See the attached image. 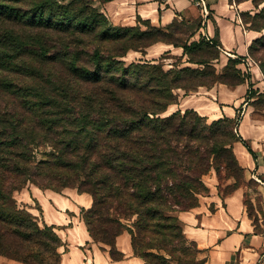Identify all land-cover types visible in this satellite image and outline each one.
I'll return each mask as SVG.
<instances>
[{
    "label": "trees",
    "instance_id": "obj_1",
    "mask_svg": "<svg viewBox=\"0 0 264 264\" xmlns=\"http://www.w3.org/2000/svg\"><path fill=\"white\" fill-rule=\"evenodd\" d=\"M141 23L144 29L113 25L92 0H0L1 256L59 264L60 238L14 198L29 184L89 194L81 217L112 259L122 257L115 241L125 230L146 264H174L168 249L190 245L199 253L176 214L208 192L202 176L213 159L232 157L230 119L208 124L192 110L163 114L177 103L175 89L207 84L197 78L218 50L204 39L171 40L184 23L174 20L166 30ZM258 41L249 45L250 56ZM157 43L182 48L189 63L204 68L164 70L158 61L122 59ZM212 48L210 56L194 57ZM237 63L228 59L219 74L225 79L214 75L209 86L242 83ZM42 146L50 151L38 159L34 152Z\"/></svg>",
    "mask_w": 264,
    "mask_h": 264
},
{
    "label": "crops",
    "instance_id": "obj_2",
    "mask_svg": "<svg viewBox=\"0 0 264 264\" xmlns=\"http://www.w3.org/2000/svg\"><path fill=\"white\" fill-rule=\"evenodd\" d=\"M107 19L116 26L140 25L143 21L151 26L166 30L175 20L191 28L186 40L205 41L215 44L218 58L213 62L222 71L228 59H237L236 68L244 81L238 85L214 83L198 97L199 91L186 95L181 105L193 107L203 116H233L236 108L243 103L248 80H259L260 67L249 55V45L258 32L249 29L241 19L245 4L237 0H206L208 14L203 17L198 8L189 0H92ZM161 47L156 50V47ZM153 51L167 52L170 44H154ZM180 48V47H179ZM182 50V48H180ZM154 62L155 60H150ZM249 76V77H248ZM258 83V82H257ZM210 96L214 99L210 100ZM205 99V100H203ZM247 118V117H246ZM243 118L240 133L251 143L252 149L264 155V144L258 145L263 128L258 123H250ZM249 123V124H248ZM240 144V143H238ZM241 158L247 159L244 146L237 145ZM244 151V152H243ZM249 154V153H248ZM253 167L256 180L262 189V212L264 215V158L255 161L247 159ZM208 192L200 195L198 205L186 211L177 212L183 235L195 244L204 264H264V223L254 220L243 203L242 192L219 195L214 183H206ZM28 195V196H27ZM20 201L36 217L39 224L51 226L62 245L59 264H146L135 255L131 246V236L123 231L116 237V249L122 253L120 259H112L107 248L93 241L81 217V209L91 205L87 193L73 189L56 192L39 187L31 188ZM257 212V211H256ZM0 264H22L0 255Z\"/></svg>",
    "mask_w": 264,
    "mask_h": 264
},
{
    "label": "rangeland",
    "instance_id": "obj_3",
    "mask_svg": "<svg viewBox=\"0 0 264 264\" xmlns=\"http://www.w3.org/2000/svg\"><path fill=\"white\" fill-rule=\"evenodd\" d=\"M69 1V0H66ZM87 1V0H86ZM89 1V0H88ZM238 2H242L245 4L244 11L242 14V19L247 23L248 27L253 28L254 31L258 32L257 39L259 40L256 42L253 46L251 56L252 59L260 65V71H259V80L250 82L248 80L247 85V92L244 95L243 103L236 108V112L233 116H229L226 114L218 115V116H203L201 113L193 109V107L181 105L183 103L184 98L186 95H192L194 92L199 91L198 97L206 95L203 93L208 87H211V81L215 76H219V79H225V75H219L220 71H218V67L215 65V63H210L206 65L204 68L202 65L189 63L187 61V56L183 53V51L179 47H174L170 49L169 53H159L160 51H153L151 47L153 45L140 50H129L125 57L122 59L125 61V63L135 62L138 60H152L160 62L163 64L164 70L173 69V66L175 68H183V67H191V68H204L203 76H199L197 78V81H204L207 83L204 86H198L195 88L194 91H187L185 92L184 89L178 88L174 90V94L177 97V103L172 104L168 106V108L165 110L163 116H167L171 114L172 112H180L181 114L185 112V110H192L195 111L199 116L203 117L206 122L209 124L213 121L219 120L221 118H229L230 119V125L231 130L233 132V140L230 144V150L232 157L224 156L223 158H216L213 159V162L211 164L210 169L206 174L202 176V180L204 184L207 186L206 183H214V187L216 188L219 195H227L231 194L234 191L238 190L242 192L243 195V203L245 205V208L248 212V214L254 218L256 221L257 219H260L258 216V213H260L262 222L264 223V215L262 212V189L259 187V182L256 180V175L254 174L253 167H249V163L247 162V159L250 160L253 159H259V157L264 158V155L258 154L257 149L256 151L252 149L251 143L247 140V138H244L240 133V127L242 125L243 118H246L247 121L249 120L250 123H258L263 128V135L262 138H258V145L260 146V143L264 144V0H257V4L254 3L252 0H237ZM189 27H186L184 25H180L176 31V34H174V37H170L171 40H175L178 43L182 42L185 43V41L189 37L190 33ZM155 38L153 35L151 39ZM162 44V43H157ZM156 44V45H157ZM161 48L156 47V50H162ZM215 49V48H214ZM214 49L210 50H200L195 54L194 57L198 58H206L208 55L210 56ZM144 52V54H143ZM262 65V66H261ZM246 77V75H244ZM249 77V76H248ZM227 78V77H226ZM186 81H189V78L186 76L184 78ZM229 79V78H228ZM258 82V83H257ZM214 83H217L214 82ZM188 88L194 87L192 83H189L188 85H185ZM210 100H213L212 96H210ZM205 100V99H203ZM249 124V123H248ZM240 143L242 146L245 147L246 151L249 153H246L247 159L244 160V158H241L238 150L237 145ZM50 151L49 146H42L35 150V156L40 159L42 157V152H48ZM37 187L32 184L27 185L23 189L14 192V198L16 200V203L18 206H24L23 202L20 201L21 196L23 194H29L31 188ZM41 189V188H40ZM66 189H73L77 191L75 188H66ZM44 190V189H43ZM50 190V189H47ZM78 192V191H77ZM28 196V195H27ZM200 196V195H199ZM199 198V197H198ZM26 208V207H25ZM257 211V212H256ZM173 263L176 264V260L182 259V260H193V259H201L200 255L195 252L192 246L188 245V247L182 252V251H171L168 249ZM162 254L167 256V253L164 251H161ZM176 259V260H175Z\"/></svg>",
    "mask_w": 264,
    "mask_h": 264
},
{
    "label": "built area",
    "instance_id": "obj_4",
    "mask_svg": "<svg viewBox=\"0 0 264 264\" xmlns=\"http://www.w3.org/2000/svg\"><path fill=\"white\" fill-rule=\"evenodd\" d=\"M189 1L198 8L200 14L203 17L207 16L208 9H207V1L206 0H189ZM251 264H259V261L253 262Z\"/></svg>",
    "mask_w": 264,
    "mask_h": 264
},
{
    "label": "bare ground",
    "instance_id": "obj_5",
    "mask_svg": "<svg viewBox=\"0 0 264 264\" xmlns=\"http://www.w3.org/2000/svg\"><path fill=\"white\" fill-rule=\"evenodd\" d=\"M244 152V151H243ZM245 160V159H244Z\"/></svg>",
    "mask_w": 264,
    "mask_h": 264
}]
</instances>
